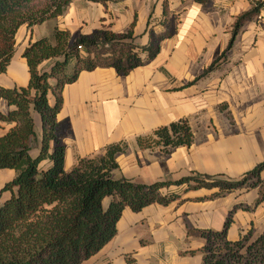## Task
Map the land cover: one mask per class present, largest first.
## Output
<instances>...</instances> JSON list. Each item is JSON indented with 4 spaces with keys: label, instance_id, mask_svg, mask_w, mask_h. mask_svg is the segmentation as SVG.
Returning a JSON list of instances; mask_svg holds the SVG:
<instances>
[{
    "label": "crops",
    "instance_id": "1",
    "mask_svg": "<svg viewBox=\"0 0 264 264\" xmlns=\"http://www.w3.org/2000/svg\"><path fill=\"white\" fill-rule=\"evenodd\" d=\"M248 9L244 0H72L56 21L19 30L0 86L28 84L22 53L56 26L73 40L101 28L118 34L131 30L137 44L147 45L149 31L163 33L174 18V35L161 43L152 61L126 76L113 68L83 72L65 86L57 117L67 125L65 169L78 157H102L116 147V179L149 185L197 173L237 180L264 162V24H244L226 60L206 71L228 48L236 18ZM7 108L0 99V111ZM179 121L192 131L190 147L139 146V138ZM217 193L182 191L168 205L153 204L139 213L126 209L116 238L101 253L111 264H126L127 256L138 264H202L204 241L188 238V229L219 231L230 213L231 240L247 232L257 238L264 229L258 190Z\"/></svg>",
    "mask_w": 264,
    "mask_h": 264
},
{
    "label": "trees",
    "instance_id": "2",
    "mask_svg": "<svg viewBox=\"0 0 264 264\" xmlns=\"http://www.w3.org/2000/svg\"><path fill=\"white\" fill-rule=\"evenodd\" d=\"M71 3L0 0V75L7 72L16 53L19 30L56 21ZM259 12L256 7L236 18L228 48L206 73L226 60L243 25ZM174 33L173 24L163 33L151 29L148 44L139 45L131 30L118 34L101 28L73 40L68 31L56 26L49 37L25 48L22 57L28 66V84L0 86V99L8 106L5 112L0 111V171L15 173L1 190L9 197L0 205V264H83L116 238L117 224L126 209L139 213L153 204L168 205L178 200L182 191L218 190L216 195L221 196L257 189L256 205L264 201V162L237 180L193 173L177 181L141 185L112 176L118 169L120 150L110 147L102 157H78L71 169H65L67 147L62 136L67 125L57 118L65 86L75 83L81 73L98 68H113L126 76L155 59L161 43ZM46 62L48 67H42ZM192 141L190 127L179 121L139 138L138 144L142 148L161 143L190 147ZM232 224L230 213L219 231L188 229V238L204 241L199 251L202 264H264V229L253 240L250 232L231 240L228 232ZM126 264L138 263L127 256Z\"/></svg>",
    "mask_w": 264,
    "mask_h": 264
},
{
    "label": "rangeland",
    "instance_id": "3",
    "mask_svg": "<svg viewBox=\"0 0 264 264\" xmlns=\"http://www.w3.org/2000/svg\"><path fill=\"white\" fill-rule=\"evenodd\" d=\"M244 1L247 2V4L249 5V9H248V11H246L242 14H245L247 12L254 10L256 7L260 8V10L262 8H264V0H244ZM258 16H259V13H258V15L254 16L253 20L259 21ZM173 19L174 18L171 19V24H173ZM262 23L264 24V22H262ZM14 175H15V173L13 171H10V170L9 171L8 170H3V171L1 170L0 171V205H2L3 202L5 200H7L9 197L8 193H2L1 190L6 183H8L9 181H11L13 179ZM104 261L105 262L109 261V258L106 256V254L101 253L98 256L90 259L89 261H87L83 264H98V263H101Z\"/></svg>",
    "mask_w": 264,
    "mask_h": 264
},
{
    "label": "built area",
    "instance_id": "4",
    "mask_svg": "<svg viewBox=\"0 0 264 264\" xmlns=\"http://www.w3.org/2000/svg\"><path fill=\"white\" fill-rule=\"evenodd\" d=\"M258 20L259 22H264V8H262L259 12V16H258ZM81 49V47H79Z\"/></svg>",
    "mask_w": 264,
    "mask_h": 264
}]
</instances>
